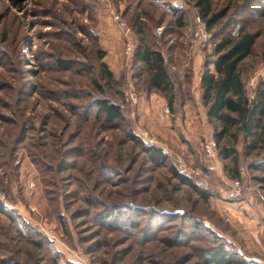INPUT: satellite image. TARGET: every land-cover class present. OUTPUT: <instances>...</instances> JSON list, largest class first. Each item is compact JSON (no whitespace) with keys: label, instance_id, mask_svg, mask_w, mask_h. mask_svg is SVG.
I'll return each instance as SVG.
<instances>
[{"label":"rangeland","instance_id":"1","mask_svg":"<svg viewBox=\"0 0 264 264\" xmlns=\"http://www.w3.org/2000/svg\"><path fill=\"white\" fill-rule=\"evenodd\" d=\"M153 1L0 0V264H215L205 259L219 246L228 264H264V131L238 133L236 164L214 162L213 187L237 172L236 201L203 199L173 174L178 157L202 162L217 128L199 83L214 36L194 34L193 1L167 0L182 26ZM213 2L229 7L225 25L257 34L241 73L248 98L262 103L264 0ZM111 11L135 38L130 25L141 22L171 94L124 55ZM102 98L121 108L114 127L97 111ZM153 148L163 157L152 159Z\"/></svg>","mask_w":264,"mask_h":264},{"label":"trees","instance_id":"2","mask_svg":"<svg viewBox=\"0 0 264 264\" xmlns=\"http://www.w3.org/2000/svg\"><path fill=\"white\" fill-rule=\"evenodd\" d=\"M191 1L198 19L205 22L207 30L214 36L211 51L203 59L199 77L201 102L205 107L207 119L217 123L215 127L218 129H215L213 137L217 143L219 157L230 158L236 164L237 158L233 144L237 140L238 133L255 137L258 131H264L262 120L264 94L260 95L262 103L260 100L249 99L241 73V65L251 55L257 34L245 27H229L232 21L225 25L223 22L228 18L229 7L216 9L213 0ZM160 4L168 13L174 15L177 25H183L184 14L179 8L173 7L167 0H161ZM130 26L133 35L136 36V38L132 36L135 45L131 57L145 66L150 87L159 92L171 94L173 83L160 50L153 46L151 39L144 34L141 22ZM224 26L226 27L223 29ZM101 70L107 80L112 79V73L105 63H101ZM97 109L103 121L110 127L116 126L123 117L119 104L105 98L98 100ZM163 155L159 148H153L150 153L152 159L161 158ZM172 171L182 183L192 187L203 199L208 198L205 191L181 174L176 167H173ZM233 173H235L233 177L237 178V172ZM136 225L137 223H132L133 227ZM34 242L40 243L36 240ZM229 261L225 248L221 246L209 251L205 259L206 263L215 264H228Z\"/></svg>","mask_w":264,"mask_h":264},{"label":"built area","instance_id":"3","mask_svg":"<svg viewBox=\"0 0 264 264\" xmlns=\"http://www.w3.org/2000/svg\"><path fill=\"white\" fill-rule=\"evenodd\" d=\"M113 15L114 21L118 24V27L123 34L124 50L123 53L127 57H130L134 51V40L131 36V28L123 21L118 15ZM198 30L194 32L195 35H202L204 37H210L211 33L207 30L205 22L197 19ZM160 30V29H158ZM164 58V57H163ZM165 62V58H164ZM168 108L162 112L163 115H167ZM140 136L152 143V138L149 137L146 130L138 129ZM203 160L200 164H191L184 158L178 157L175 162V166L178 171L188 177L194 184L200 187L206 193H210L220 201H236L242 196V184L237 178L231 179L225 186H212L210 183L214 178L213 173L215 171L214 162L219 158L217 143L215 138L210 135L205 137L202 146ZM243 173V169L240 170Z\"/></svg>","mask_w":264,"mask_h":264},{"label":"water","instance_id":"4","mask_svg":"<svg viewBox=\"0 0 264 264\" xmlns=\"http://www.w3.org/2000/svg\"><path fill=\"white\" fill-rule=\"evenodd\" d=\"M175 212H179V210H175Z\"/></svg>","mask_w":264,"mask_h":264}]
</instances>
